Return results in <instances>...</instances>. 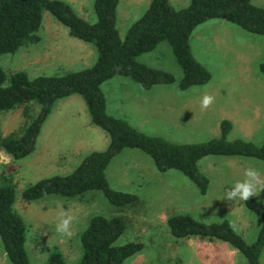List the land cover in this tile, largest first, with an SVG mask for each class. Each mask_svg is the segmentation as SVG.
<instances>
[{"label": "trees", "instance_id": "1", "mask_svg": "<svg viewBox=\"0 0 264 264\" xmlns=\"http://www.w3.org/2000/svg\"><path fill=\"white\" fill-rule=\"evenodd\" d=\"M117 0H93L95 21L88 23L63 0H0V56L12 54L20 47L36 43L37 31L43 11L67 28L68 34L93 45L96 51L91 66L69 71L58 76L28 77L23 71L6 74L0 65V112L22 107L27 115L28 104L36 103L37 114L25 123L18 133L0 134L2 149L13 160L33 153L41 123L55 100L78 94L83 99L90 122L102 129L108 144L101 151L86 154L71 172L41 178L25 186L23 200L38 199L47 194L74 197L87 190H100L115 207H123L136 200V196L114 190L107 184L104 170L109 160L124 148H134L147 154L158 171L177 170L190 180L203 194L207 178L198 170L197 161L205 156H239L264 162V137L260 145L242 139H227L228 120H221L219 135L204 142L176 143L160 136L148 135L130 126L124 119L105 112L100 84L113 76L130 79L143 89L173 82V76L164 70L140 64L136 56L165 42L181 71L177 88L205 84L208 71L192 56L189 36L200 23L209 19H222L252 34L264 36V7L251 0H189L181 8H173L168 0H150L143 14L135 20L122 37L115 28ZM264 73V61L258 65ZM14 186L10 180L0 183V242L11 264H31L25 251V225L13 209ZM246 209L259 218L255 239L246 243L226 219L205 223L186 214L167 217L169 233L174 238L198 236L224 241L236 249L246 264H260L264 247V202L250 198L243 202ZM124 229L123 220L114 215H92L79 234L81 254L78 264H122L141 249L138 241L115 245ZM45 264H65L59 249L52 248ZM178 264V263H172Z\"/></svg>", "mask_w": 264, "mask_h": 264}, {"label": "rangeland", "instance_id": "2", "mask_svg": "<svg viewBox=\"0 0 264 264\" xmlns=\"http://www.w3.org/2000/svg\"><path fill=\"white\" fill-rule=\"evenodd\" d=\"M128 1L127 6L122 7L123 17L119 21V28L116 27L120 37L126 31L124 28L137 20L142 14L141 10L145 8L146 0ZM188 2L189 0H172L171 3L173 5H171L174 8H180L186 6ZM92 3L93 0H75L72 2V7L78 16L88 23H93L95 14ZM260 4H262L260 6L264 7L263 3ZM116 7L115 18L117 19V4ZM213 22L218 23L219 21L211 19L210 22L199 24L200 26L197 25L198 27L193 31V36L190 40L191 54L208 71L209 80L202 86L191 87L193 89L187 91L186 89L179 90L180 93L189 97L190 110L189 112L181 110L182 107H186L183 100L184 106L176 105L172 112L165 114V125L167 129L173 131L172 135H170L161 128V135L166 140L177 143H198L214 136L211 126L214 125L215 129L218 128L220 125L219 116L212 111L211 107L201 112L200 100L204 94H209L215 97L213 105L217 104L216 81H264V73L257 68L264 61V36L251 34L239 28L234 30L224 22H221L224 24L215 26ZM47 23H52L51 29H53V25L55 27V31H52L54 34L52 42L55 50L50 59H46L47 64L37 63L39 60L37 53L38 40L36 43L20 47L12 54L0 56V65L6 74L23 71L30 78L40 75L58 76L72 70L77 71L82 66H85L84 61L80 63L74 58L76 54L74 47L77 44L83 45L84 42L69 36L67 28L57 22L46 11H43L41 15V24L37 31L39 39H42L41 27L46 26ZM206 32L207 37L203 35ZM209 34H213L217 38H210ZM86 45L88 47V44ZM59 55L64 56L62 64L58 58ZM93 60L88 61V64ZM136 60L140 64L164 70L173 76V82L167 83L163 89L176 87L181 77V71L174 60L169 46L165 42L157 44L155 48L148 52L137 55ZM252 71H254V79L251 78ZM111 78L113 79H107L101 83L100 91L105 98V109L114 114V116L108 115L119 118L116 114H120L122 110L120 108L121 111H119L116 106L125 101L129 102L131 99L114 93V88H117L114 83L116 81H124V78L121 76H113ZM233 89L243 90L242 87H234ZM165 93L163 92L162 94ZM180 93L178 94L179 97L182 96ZM22 107L19 106L13 110L0 112L1 135L11 132L18 133L22 126L37 114L39 108L34 102L28 104L29 117H27V115L21 114ZM242 108L247 110L246 114H250V110L247 107L243 106ZM89 119L85 103L78 94L55 100L52 112L44 121L42 130L38 138H36L33 153L20 160L11 159L10 163L7 164L0 163V183L10 180L14 186L13 209L22 218L26 228L24 246L29 262L31 264H45L48 252L52 248H57L61 250L65 264H78L81 254L79 234L85 228L88 219L92 215L104 217L120 215L124 229L114 244L122 245L127 242L138 241L142 245L140 250L130 256L132 259L131 263H178L177 257L182 254L183 241L185 239L171 236L164 217L166 213L170 215L183 213V211L189 213L182 207L197 203L198 200L190 194L192 188L187 183L194 184L190 180L181 178L182 176L177 170L158 171L150 157L140 150L124 148L117 158L114 157L115 160H113L114 158L111 159L105 170L107 184H109L110 188L136 196L134 202L123 207L111 205L101 191L97 189L87 190L70 198L47 194L38 199L26 201L20 197V193L25 186L41 178L52 175H65L71 172L82 159V156H85L84 154L86 153L84 152L87 148L89 151H101L106 148L108 144L106 133L98 126L91 123L88 125ZM249 120L251 121V127L254 129L248 137L249 141L255 145H260L264 137V118L249 117ZM182 123L190 127L184 133H178L184 126ZM193 127L198 128L199 133ZM95 131L96 136L91 137V139L88 138ZM235 134H237V131L233 129L227 133L226 138L231 139ZM84 137L85 139H80ZM178 137L188 142H181L177 140ZM84 140L87 141V144L82 146L80 155L75 159L69 160L71 148L76 147L79 142ZM40 148H43L41 153ZM56 148H58L56 151L52 150ZM47 153H49V156L46 159L39 157L47 155ZM54 153H56V156ZM0 154L7 153L1 149ZM207 159L218 161L215 167L216 172L244 175L245 169L255 168L260 172L261 179H264V162L255 158L239 157L225 163V157L223 156H205L198 161V170L200 169L201 172L205 169L207 171L211 169V167H208L211 163L206 161ZM255 198L264 202V191ZM202 200L205 202L209 201V196L208 199L203 197ZM240 207H242V211L235 217L234 224L232 223L234 215L230 214L231 226L246 243H251L259 229V218L244 206L241 205ZM61 208L76 218L72 224L73 236L70 239L63 237L66 240L62 244L53 245L56 240L46 237V232L54 233L53 237L56 234L55 225L58 222L57 217ZM220 208H224V206L222 205ZM233 208H238V206H233ZM233 208H229L228 211L232 212ZM190 212L192 218H198L197 210L193 208V211L191 210ZM224 215L225 213L222 209H216L215 211L212 209L210 212L205 210L202 214L205 218L217 220ZM204 221L208 222L207 220ZM189 238L206 242L211 239L221 244H215L218 249L226 247L227 252L218 257L213 251L215 250L213 244L207 242L208 244L203 246V249L210 252L211 261L221 260L226 262V264H246L245 258L224 241L208 237L200 238L198 236ZM135 254L143 255L144 258H141L140 262L133 261ZM130 258H126L124 263L129 264ZM263 259L264 247L260 253L259 261L262 262ZM0 264H11L6 257L1 242Z\"/></svg>", "mask_w": 264, "mask_h": 264}, {"label": "crops", "instance_id": "3", "mask_svg": "<svg viewBox=\"0 0 264 264\" xmlns=\"http://www.w3.org/2000/svg\"><path fill=\"white\" fill-rule=\"evenodd\" d=\"M63 1L68 3L73 10L72 2H74L75 0H63ZM149 1L150 0H146L145 8H144V10H141L142 14L145 11V9L147 8ZM171 1L172 0H168L170 5L172 4ZM128 2H129L128 0H117V5H118L117 16L118 17H117V19L115 18V28L116 27L119 28V26H118L119 21L123 17L122 16V7L125 5L127 6ZM251 2L257 6L262 5L260 3L264 4V0H251ZM182 7H184V6H182ZM261 7H263V6H261ZM116 9H117V7L115 8V15H116ZM75 14H76V12H75ZM212 20L213 21H219L218 23L213 22L215 24V26L218 24H224L225 23L226 25L232 27V29H234V30H236L235 28H239V27H237V26H235V25H233V24H231L225 20H222V19L214 18ZM210 21H211V19L206 20V21L200 23V25L204 24L205 22H210ZM221 22H224V23H221ZM49 25H50V27H48ZM200 25L198 24V26H200ZM198 26H196V27H198ZM46 27H48V28H46ZM51 27H52V23H47L46 26L41 27L42 39H39V46L37 47V53H38V57H39V60L37 61V63H39V64H41V63L47 64L46 59H50V57L53 55V52L55 50V46L53 45V42H52L53 37H54V34L52 33V31H55V27H54V25H53V29H51ZM128 27H126L124 29L126 30ZM195 28L192 30V32L189 36V48H190V40H191V37L193 36V31L195 30ZM67 33H68V31H67ZM46 34H47V39H46ZM203 35L205 37H207V32L203 33ZM209 37L210 38H212V37L217 38V36H215L213 34L212 35L209 34ZM161 42H163V41H161ZM161 42H159V43H161ZM86 44H88V47ZM74 50L76 52L75 56L73 55L75 60L77 62H80V63H82L84 61V63H85V66H82V68L91 66L93 64V62L95 61L96 51H95V48L93 47L92 44L87 43V42H84L83 45L77 44L76 47H74ZM63 57H64L63 55L58 56L61 64L64 62ZM91 60H93V61L88 64V61H91ZM82 68H80V69H82ZM72 71H74V70H72ZM252 72H251V78L254 79L255 78L254 77V71H252ZM114 78H117V77H114ZM123 78H124V81H116V83H114V86L117 85V88H114V93L116 95H119V96L124 95L131 100L129 102L125 101V102L118 104L116 106V108L119 109V111H121V110L122 111L120 114H116V115L119 116V118L124 119L130 126L135 128L136 130L143 132L145 134L158 135V136L162 137L161 128H163L165 130V132L172 135L173 131L167 129V127L165 125V119H166L165 114L168 112H172L176 105L184 106V103L182 102L183 100L185 101L186 107L185 108L182 107L181 110H185V112H187V111L189 112L190 106H191L189 103V100H188L189 97L187 95H184L183 93H180L177 86L176 87H170L172 89H170V88L169 89H163L164 86H166V84H157V85L151 86L149 89H143L138 84L131 81L130 79L125 78V77H123ZM111 79H113V78H110L108 80H111ZM125 80H129V81H125ZM216 82L217 83L215 85L216 86L215 92L217 93L218 101H217V104H214L211 106L212 111H214L218 114L219 121L228 120L230 122L229 132L233 129H235L237 131V134H235L233 137H231V139H242V140L249 141L248 137H249V135L252 134V132L254 130L251 127V121L249 120V117H254L257 119L259 117L264 118V81H216ZM202 85L203 84L192 85V86L186 88V91L193 89L191 87L202 86ZM234 87H242L243 90L242 91L234 90L233 89ZM99 88H100V86H99ZM163 92H166V93L162 94ZM179 93L182 94L181 97L178 96ZM73 94H75V93H73ZM73 94H70V95H73ZM70 95H68V96H70ZM65 97H67V96H65ZM62 98H64V97H62ZM62 98H59V99H62ZM181 98H183V99L181 100ZM133 99H135V100H133ZM243 106L247 107L248 110H250L249 111L250 114H246L247 110L242 108ZM52 107H53V105H52ZM52 107H51L48 115L50 114V112H52ZM120 108H121V110H120ZM203 111H205V110H201V112H203ZM105 112H107V114H109V115L114 116V114H112L111 112H109L106 109H105ZM48 115L46 116V118L48 117ZM46 118L44 119V121L46 120ZM44 121L41 123L37 138H38V136L42 130V125L44 124ZM89 121H90V119H89ZM90 123L91 122H87L88 125ZM182 125H184V123H182ZM189 127L190 126L185 124L179 130L178 133H184ZM193 128H195V130L198 131V133H199L198 128H196V127H193ZM211 128L213 129V135H214L213 137H217L219 135V126L217 129H215L214 125L211 126ZM95 136H96V131L91 133L88 138L91 139V137H95ZM99 137L102 138L101 135H99ZM80 139H85V137L80 138ZM177 140H180L181 142H188V141L182 140V138H179V137ZM86 144H87V141L84 140L82 142H79L76 147H72L71 151L69 152V160L77 158L82 151V146H85ZM57 149L58 148L52 149V150L56 151ZM39 150H40V153L43 152V148H40ZM86 151L84 152L86 154L91 152V151H89L88 148ZM93 151H95V150H93ZM121 152H122V150L117 155H115L114 157L117 158V156H119L121 154ZM86 154H84V155H86ZM54 155L56 156V153H54ZM48 156H49V153H47V155L39 156V157H44L46 159ZM208 156H210V155H208ZM83 157L84 156H82V158ZM114 157H112V158H114ZM223 157H225V163L232 161L233 159L239 158V156H223ZM115 158L113 160H115ZM111 159L109 160V162L111 161ZM201 159H199V160H201ZM113 160H112V162H113ZM198 161H197V168H199ZM206 161H209L211 163L208 167H211L210 170H214V171H210V170L207 171L205 169L203 172H201L199 169V171L207 178V188H206L205 193H203V194L199 193V191H198L197 187H195V185L187 183L192 188V191L190 192V194H192V196L197 198L198 201H197V203L195 202V203L189 204L190 206L182 207L183 209H185L189 213L183 211V213H175V214H186V215L191 216L190 211L191 210L193 211V208H194L195 210H197L198 218L196 220H198V221L210 223V222H218L222 219H226V220L228 219V222L231 225L230 214L232 213L234 215V219L232 220V223L234 224L235 217L239 215L240 211H242V207H240V206L241 205L244 206L243 202L238 201L235 203H231L229 201L222 199V197L224 195V190L226 188H231L237 181H241L245 177L243 174L236 175V174H231V173L216 172L215 167H216L218 161L215 159H207ZM109 162L107 163V165L109 164ZM107 165H106V167H107ZM106 167H105V170H106ZM105 170H104V176H105L106 181H107V175L105 174ZM181 176H182L181 178H185L186 180H188L182 174H181ZM107 183H108V181H107ZM142 183H144V182H142ZM208 196H209V201H207V202H205L203 200L201 201V199L203 197L208 199ZM194 197H192V198L194 199ZM222 205L224 206V208H220ZM233 206H238V208H233ZM229 208H233L232 212L228 211ZM212 209H213V211H215L216 209H222L223 212L225 213V215L218 220L213 219V218H205L202 216V214L205 212V210H207V212H210V210H212ZM169 215L170 214L166 213V216L164 217L165 221ZM204 220H207L208 222H206ZM236 221L238 222L237 219H236ZM53 234L54 233H51L50 231L46 232V237L54 238V240H56V242H54L53 245H60L66 240V239H63V237L59 236L58 234H55L53 237ZM189 237H191V236H189ZM189 237H184L185 240L183 241L182 254H181V256L177 257L178 264H226V262H223L221 260L211 261L210 260V252L203 249V246L207 245L208 244L207 242H209L210 244H213V246L215 247V250H213V251L218 257H221L225 252H227L226 247L223 249H218L215 246L217 241H212L211 239H208V241L206 242V241H202V240L201 241L195 240V239H192ZM217 244L221 245L220 243H217ZM60 252H61V250H60ZM129 258H130V256H129ZM133 258H134L133 261L140 262L142 260L141 258H144V257H143V255L135 254V256ZM131 260L132 259L130 258L129 264H133V262L131 263ZM259 263L264 264V259L262 262L259 261ZM122 264H125L124 261L122 262Z\"/></svg>", "mask_w": 264, "mask_h": 264}, {"label": "clouds", "instance_id": "4", "mask_svg": "<svg viewBox=\"0 0 264 264\" xmlns=\"http://www.w3.org/2000/svg\"><path fill=\"white\" fill-rule=\"evenodd\" d=\"M215 102L213 95L204 94L200 100V108L207 110ZM11 156L0 154V163H10ZM244 179L237 181L231 188L224 190L222 199L231 203L247 202L250 198L258 196L264 191V179H261L260 172L255 168H247L244 171ZM58 222L55 225V232L61 237L71 238L73 236L72 224L76 219L68 211L61 208L58 214Z\"/></svg>", "mask_w": 264, "mask_h": 264}]
</instances>
